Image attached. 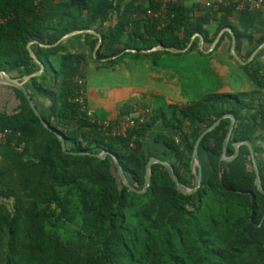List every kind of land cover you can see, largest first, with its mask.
<instances>
[{"label":"trees","instance_id":"obj_1","mask_svg":"<svg viewBox=\"0 0 264 264\" xmlns=\"http://www.w3.org/2000/svg\"><path fill=\"white\" fill-rule=\"evenodd\" d=\"M158 7L156 0H0V18L5 19L0 23V70L20 75L37 71L27 45L38 40L32 45L35 53L54 71L50 83L47 70L28 82L36 92L53 97L50 114H42L51 129L16 87L11 86L19 104L12 111L0 108V127L13 132L0 144V264H264V192L257 187L250 148L242 144L236 158L221 159L231 117L223 118L201 140L203 178L193 193L180 191L159 162L151 165L148 189L131 190L115 159L131 184L143 188L146 164L154 154L148 148L152 140L180 182L194 187L191 160L196 139L218 118L233 114L226 155H233V142L249 141L264 189V65L258 59L241 64L229 52L253 89L209 91L188 104L152 108L146 122L125 136H113L74 99V79L78 74L85 77V56L67 51L71 39L41 45L94 27L103 38L95 58L116 64L129 56L156 61L163 53L181 55L166 49L141 50L157 44L184 49L196 32L206 38L210 13L191 18L181 2L168 4L162 20L135 15ZM235 8V3L217 6L223 12L218 31L230 24ZM113 19L115 24L107 27ZM235 34L251 39L237 30ZM225 37L231 39V33L222 35L214 51ZM263 40L255 41L247 57ZM97 41L95 35L85 34L91 53ZM194 50L202 52L197 39L185 53ZM61 52L55 69L51 57ZM130 112L128 108L122 113ZM158 122L165 131L152 136ZM59 135L67 150L76 153L62 148ZM102 152L108 153L98 156Z\"/></svg>","mask_w":264,"mask_h":264},{"label":"crops","instance_id":"obj_2","mask_svg":"<svg viewBox=\"0 0 264 264\" xmlns=\"http://www.w3.org/2000/svg\"><path fill=\"white\" fill-rule=\"evenodd\" d=\"M125 1L128 2L130 0ZM141 1L142 0H135L137 3ZM147 3L148 1H146V4ZM184 4L188 7V13L191 18L203 15L206 12L210 13L209 22L205 23L204 25L208 32L206 38L202 33L196 32L192 35L189 41V44L190 42L192 44L193 41L197 39L198 49L202 51L201 53H199L197 50H194L190 53L180 51L183 53L181 55L163 53L156 58V61L153 60L154 58L149 56H129L120 63L105 64L104 61L107 58L97 60L95 58L96 54H94V50L92 53L90 52L89 46L85 42V34L87 33H79L84 34L81 39L73 38V36H71L72 38L69 37L66 39H71L66 45L67 51L71 53H81L85 56L83 69L85 72L86 101L87 107L92 111L94 118L98 120H118L124 115L122 113L123 111L125 112V110L128 108L131 110V105L134 102L152 105L153 108H166L171 103L188 104L194 100L192 98H188V100L181 99L183 102H173L170 97L167 96L168 101L166 104H152V101L157 98L156 96H166L165 92L169 89L171 92L174 91V93L177 94V97L180 93L184 94L188 91L193 92V88L196 85L202 87V93L209 91L225 92L226 90L224 91V89L221 91L209 89L208 87L213 86L217 83V81L214 79V82H210L208 79L215 77L214 74L216 72L219 74L230 72L234 66H237V74L241 75L239 78H243L244 82V85L242 84L241 87V80L237 79V92L253 89V84L249 81L246 72L229 56V52H231L232 36L231 39L225 37L219 45V48L214 51L222 35L229 31L225 30L222 33L215 47H213V42L221 30L226 27H230L234 32L237 30V32L251 36V39L245 36H236L237 54L243 60H247L251 55L250 54L247 57V54L252 49L255 41L258 38L264 37V6L256 10L249 7H240L235 9L233 15L230 16V24L218 31V26L220 24L223 12L217 11V6L205 8L191 2H186ZM114 24L115 19L109 21V23L105 25L110 27ZM91 29H94L101 34L100 29H96L94 27ZM93 35L97 37L96 34ZM189 44L187 46L188 48L191 46V44ZM62 53L63 52L51 57V61L55 69H58L56 62H59ZM255 58L264 65V47L257 52ZM45 65L46 70L49 72L47 82L50 83L53 81L52 79L54 77V71L49 68L47 63ZM7 72L13 77L23 76L20 75L16 70ZM198 73L199 75L196 79L195 75ZM210 73L213 75L210 76ZM57 81V86L53 88L56 93L60 91L61 86L60 78H58ZM225 84L226 86L228 85V83ZM26 86L29 92L32 94L33 100L40 113L49 115L51 112L53 97L36 92L28 85V82ZM18 104L19 100L11 85L0 82V108L6 111H12ZM164 129L165 128L163 124L158 122L154 130L151 132V135L153 136L159 131H165ZM148 148L154 152L153 156H157L162 159L165 158L163 157L164 155L161 151L162 149H160L159 145H157L154 141L151 140ZM199 163L201 165V172L203 175V167L200 162V157ZM192 171L194 173L198 172L197 163L195 164L194 169L192 167Z\"/></svg>","mask_w":264,"mask_h":264},{"label":"water","instance_id":"obj_3","mask_svg":"<svg viewBox=\"0 0 264 264\" xmlns=\"http://www.w3.org/2000/svg\"><path fill=\"white\" fill-rule=\"evenodd\" d=\"M225 30H228L231 33V36H232L231 53L234 56V58L236 60H238L241 64H246V63L252 61L255 58L257 52L261 48L264 47V41H263L251 53V55L249 56V58L247 60H243L237 54V51H236V40H237L236 34H235V32L230 27H226V28H223L221 30V32L218 34V36L216 37V39L213 42V47L216 46L218 40L220 39L222 33ZM79 33H93V34H96L97 35L98 41H97L96 46L94 48V54H96L97 51L100 49L102 43H103V38H102V35L99 32H97L96 30L91 29V28H80V29L73 30L71 32H68V33L64 34L54 44L41 43V45L42 46H45V47L56 46L57 44H59L60 42L66 40L67 38H69L71 36H74L76 34H79ZM193 37H195V36H193ZM35 43H38V40L30 41L28 43V45H27V48L29 50L30 56L39 65V69L37 71H34V72H31V73L25 74V75H23L21 77H13L6 70H0V82L1 83H5V84H8V85H11L13 87H16V88L20 89L25 94V96H26V98H27V100H28L31 108L35 112V114L40 117V119L42 120L43 124L48 129H51V126L48 124V122L45 119H43L42 114L38 110V108H37V106H36V104H35V102L33 100L32 94L29 92V90H28V88L26 86L27 82H29L33 77H36V76L41 75L46 70L45 63L38 57V55L35 53L34 49L32 48V45L35 44ZM190 44H191V42H190ZM187 48H185V49H175V48L166 47L163 44H157V45L153 46L150 49H143L141 51L142 52H152V51H156V50L168 49V50H171L172 52H178V51H183L184 52V51L187 50ZM126 51L137 52L136 49H127ZM225 117H231L232 118V122H231V125L229 127V130L227 132V135H226V137L224 139V142H223V152H222L221 159L226 160V161L233 160L234 158H236L239 155L240 146L242 144H247L248 147L250 148L251 161H252L254 170L256 172V176H257V181H256L257 182V187H258V189L260 191L264 192V189H263L262 183H261L260 171H259L258 164H257V161H256V155H255V152L253 150V147H252V145L250 144L249 141L244 140V141H236V142H233V146H234V153H233V155H231V156H227L226 155V153H227V147H228V144L230 142L231 135H232V131H233V128H234V123H235V117H234L233 114H225L223 117L218 118L210 126H208L207 128H205L200 133V135L198 136V138L196 139V142H195L194 148H193V153H192V160H191V164H192L193 169L195 168V164L196 163L198 164V172H195L196 182H195V186L194 187H192V188L191 187H185L180 182V180L178 179V176L175 173L174 167L171 165V163L168 160L159 158L157 156H151L150 159H149V161L146 164L145 183H144L143 188H137L135 185L131 184V182L129 181L128 177L124 173V170H123L122 166L119 164L118 157L116 156L115 159H116L117 166H118V173L121 176V179H122L123 183L126 186H128L131 190H134V191L139 192V193L145 192L148 189V187H149V185L151 183V165L153 163L159 162V163L164 164L168 168L169 173H170L172 179L174 180V182L176 183V185H177V187H178V189L180 191H182L183 193H187V194L193 193V192L197 191L198 188L201 186V182H202V178H203L202 177V172H201V165L199 163V145H200L201 140L203 139V137L207 133H209L210 131H212L217 125H219L220 122L222 121V119L225 118ZM59 138L61 140L62 148L64 150L68 151L67 148H66V142H65L64 137L62 135H59ZM68 152L76 153L75 151H68ZM107 153L108 152H102V153L98 154V156L104 157V156L107 155Z\"/></svg>","mask_w":264,"mask_h":264},{"label":"built area","instance_id":"obj_4","mask_svg":"<svg viewBox=\"0 0 264 264\" xmlns=\"http://www.w3.org/2000/svg\"><path fill=\"white\" fill-rule=\"evenodd\" d=\"M159 3V7L157 9H147L145 12L135 14L136 17L142 18H151V19H160L162 20L165 12L167 11V6L170 3L174 2H191L193 4L205 7L212 8L220 5H229L232 3L236 4V8L240 7H249L251 9H260L264 6V0H156ZM4 18H0V23L4 22ZM76 83L75 87V101H77L82 110L86 111L90 116L92 121H95L108 135L113 136H125L127 131L138 124H142L146 122L152 112V107L147 104H143L141 102H134L131 105V112L129 114H124L121 118L115 121L110 120H98L94 118L92 111L87 107L86 101V84L85 77L81 75H77L74 79ZM12 130L8 128L0 127V144L6 142V140L12 136ZM16 135L19 136L20 132L17 131ZM21 150V147H19Z\"/></svg>","mask_w":264,"mask_h":264},{"label":"rangeland","instance_id":"obj_5","mask_svg":"<svg viewBox=\"0 0 264 264\" xmlns=\"http://www.w3.org/2000/svg\"><path fill=\"white\" fill-rule=\"evenodd\" d=\"M56 65H57V67H59V62L57 61L56 62ZM201 73V72H200ZM202 74V73H201ZM198 75H199V73L198 74H196L195 75V78L197 79V77H198ZM213 74L212 73H210V76H212ZM214 76L215 77H212V78H210V79H208L210 82H214V79H215V81H217V83L216 84H214L213 86H209L208 88L209 89H215V90H219V91H221L222 89H224V91L225 92H230V93H234V92H237V79L238 80H241V82H240V85H241V87H242V84L244 83L243 82V78L241 79V78H239L241 75H238L237 74V66H234V68L232 67V71H230V72H227V73H225V74H219V73H215L214 74ZM194 77V76H193ZM244 78H245V76H244ZM225 83H228V85L226 86V84ZM244 85V84H243ZM183 86V85H182ZM182 86H180V87H182ZM179 87V88H180ZM196 88V89H195ZM201 89H202V87L201 86H198V85H196L194 88H193V92H187V93H184V94H182V93H180V94H178V97H177V94H175L174 93V91L173 92H171V90L169 89V90H167L166 92H165V95L166 96H161V95H158V96H156L157 98H155L153 101H152V104L153 105H163V104H166L167 103V101H168V97L167 96H169L170 97V99L173 101V102H179V101H182L183 102V100H181V99H186V100H188V98H192V99H196V98H198L201 94H202V92H201ZM228 90H230V91H228ZM160 92H162V91H160ZM152 108H153V106L152 105H150ZM192 188V187H191Z\"/></svg>","mask_w":264,"mask_h":264}]
</instances>
